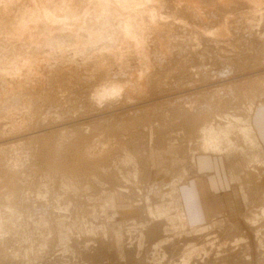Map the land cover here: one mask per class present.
I'll return each mask as SVG.
<instances>
[{
    "label": "rangeland",
    "instance_id": "374dc122",
    "mask_svg": "<svg viewBox=\"0 0 264 264\" xmlns=\"http://www.w3.org/2000/svg\"><path fill=\"white\" fill-rule=\"evenodd\" d=\"M29 1L0 0V264H264V0Z\"/></svg>",
    "mask_w": 264,
    "mask_h": 264
},
{
    "label": "bare ground",
    "instance_id": "6f19581e",
    "mask_svg": "<svg viewBox=\"0 0 264 264\" xmlns=\"http://www.w3.org/2000/svg\"><path fill=\"white\" fill-rule=\"evenodd\" d=\"M30 1H32V3H33L35 0H34V1H33V0H30ZM30 1H29V3H30ZM119 1H120V0H119ZM122 1H124V0H121L120 2L122 3ZM100 2H102V0H100ZM103 2H105V0H103ZM103 2H102V3H103ZM33 5L35 6V4H32V6H33ZM100 5H101V4H100ZM100 5H99V6H100ZM32 6H31V7H32ZM36 6H37V5H36ZM101 6H102V5H101ZM44 7H45V6L43 5V8H44ZM103 7H104V6H103ZM103 7H102V9H103ZM33 8H34V7H33ZM35 8H36V7H35ZM29 9H30V8H29ZM29 9H28V10H29ZM30 10H31V9H30ZM30 10H29V12L32 14L33 11H30ZM32 10H33V9H32ZM43 10H44V9H43ZM45 10H46V8H45ZM45 10H44V11H45ZM38 12H40V11H38ZM47 13H48V12H47ZM48 15H49V14H48ZM45 16H46V15H45ZM53 17H54V16H53ZM53 17H52V18H53ZM31 18H32V16H30L29 19H31ZM27 20H28V19H26V20L23 19V20H22V21H23L22 24L25 23L24 25H26V24L28 25V22H29L30 20H29L28 22H27ZM55 20H56V19H55ZM25 21H26L27 23H26ZM20 24H21V23H20ZM24 25H23V27H25ZM20 27H21V25H20ZM26 27H27V26H26ZM111 92H113V91L111 90Z\"/></svg>",
    "mask_w": 264,
    "mask_h": 264
},
{
    "label": "crops",
    "instance_id": "0c3cea01",
    "mask_svg": "<svg viewBox=\"0 0 264 264\" xmlns=\"http://www.w3.org/2000/svg\"><path fill=\"white\" fill-rule=\"evenodd\" d=\"M258 132L259 133H262V135L261 134L260 135L262 136V138H264V128L262 127L261 130L258 128Z\"/></svg>",
    "mask_w": 264,
    "mask_h": 264
}]
</instances>
